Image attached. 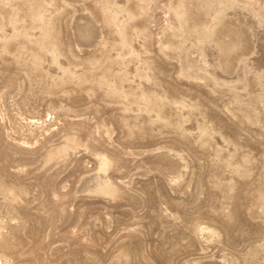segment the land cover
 <instances>
[{
  "label": "rangeland",
  "instance_id": "obj_1",
  "mask_svg": "<svg viewBox=\"0 0 264 264\" xmlns=\"http://www.w3.org/2000/svg\"><path fill=\"white\" fill-rule=\"evenodd\" d=\"M0 264H264V0H0Z\"/></svg>",
  "mask_w": 264,
  "mask_h": 264
}]
</instances>
